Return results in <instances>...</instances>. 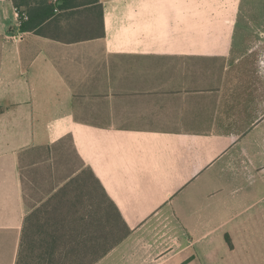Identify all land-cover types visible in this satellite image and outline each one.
Returning a JSON list of instances; mask_svg holds the SVG:
<instances>
[{
    "label": "crops",
    "instance_id": "crops-1",
    "mask_svg": "<svg viewBox=\"0 0 264 264\" xmlns=\"http://www.w3.org/2000/svg\"><path fill=\"white\" fill-rule=\"evenodd\" d=\"M56 16L47 34L91 36L23 32L0 0V264L75 177L129 228L97 264H264V0H97ZM68 141L76 160L59 168Z\"/></svg>",
    "mask_w": 264,
    "mask_h": 264
},
{
    "label": "trees",
    "instance_id": "trees-1",
    "mask_svg": "<svg viewBox=\"0 0 264 264\" xmlns=\"http://www.w3.org/2000/svg\"><path fill=\"white\" fill-rule=\"evenodd\" d=\"M11 1L22 16L27 15L20 25L21 31L47 34L44 29L57 17V11L89 5L97 0H81L77 5L72 0ZM74 26L77 29L73 31L72 25L68 32L57 25L47 35L67 40L91 36L77 33L83 27L80 23ZM84 26L88 29L89 23ZM101 28L103 35V15ZM87 190L81 188L75 177L29 213L16 264H97L126 237L129 228L121 213L114 209L104 188L99 189V195L97 190L96 203L93 202V188L90 192Z\"/></svg>",
    "mask_w": 264,
    "mask_h": 264
},
{
    "label": "rangeland",
    "instance_id": "rangeland-1",
    "mask_svg": "<svg viewBox=\"0 0 264 264\" xmlns=\"http://www.w3.org/2000/svg\"><path fill=\"white\" fill-rule=\"evenodd\" d=\"M61 147L62 146H59L54 150L59 168H61L63 164H67L68 161L71 163L73 160H76L74 159L73 150L71 149L69 141L63 143V149H61Z\"/></svg>",
    "mask_w": 264,
    "mask_h": 264
},
{
    "label": "built area",
    "instance_id": "built-area-1",
    "mask_svg": "<svg viewBox=\"0 0 264 264\" xmlns=\"http://www.w3.org/2000/svg\"><path fill=\"white\" fill-rule=\"evenodd\" d=\"M53 1L56 2L57 0H53ZM15 10H16V12H17V14H18V17H19V23H20V25H21L23 19H27V15L24 13V14H23L24 16H22V15L20 14L19 10H17V8H15Z\"/></svg>",
    "mask_w": 264,
    "mask_h": 264
}]
</instances>
